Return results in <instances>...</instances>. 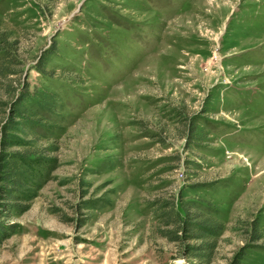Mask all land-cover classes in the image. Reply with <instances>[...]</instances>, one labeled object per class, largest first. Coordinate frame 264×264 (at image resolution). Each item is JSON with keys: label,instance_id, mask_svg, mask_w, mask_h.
<instances>
[{"label": "rangeland", "instance_id": "rangeland-1", "mask_svg": "<svg viewBox=\"0 0 264 264\" xmlns=\"http://www.w3.org/2000/svg\"><path fill=\"white\" fill-rule=\"evenodd\" d=\"M0 264H264V0H0Z\"/></svg>", "mask_w": 264, "mask_h": 264}, {"label": "trees", "instance_id": "trees-1", "mask_svg": "<svg viewBox=\"0 0 264 264\" xmlns=\"http://www.w3.org/2000/svg\"><path fill=\"white\" fill-rule=\"evenodd\" d=\"M9 184L11 185V188H9V192L14 193V196L21 197L23 187L25 186V182L22 180L21 176H18V174L11 175V178L8 180ZM25 200L31 199V196H27V198H24ZM212 220L210 218H205L201 221V223H196V227L198 231H202L201 229H210V227L213 225Z\"/></svg>", "mask_w": 264, "mask_h": 264}]
</instances>
